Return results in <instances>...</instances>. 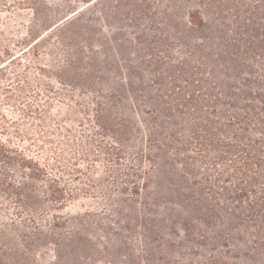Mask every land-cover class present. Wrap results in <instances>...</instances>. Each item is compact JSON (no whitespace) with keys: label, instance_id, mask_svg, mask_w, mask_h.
I'll return each mask as SVG.
<instances>
[{"label":"trees","instance_id":"1","mask_svg":"<svg viewBox=\"0 0 264 264\" xmlns=\"http://www.w3.org/2000/svg\"><path fill=\"white\" fill-rule=\"evenodd\" d=\"M4 1L33 10L27 31L39 36L29 54L55 74L65 98H90L80 105L111 137L102 146L111 186L98 203L122 216L133 211L123 216L125 233L67 228L66 217L49 212L75 193L48 171L49 160L0 139V264H239L238 242L264 254V0H111L107 16L137 30L116 38L117 55L104 64L92 0L56 22L47 0ZM186 7L187 27L176 22L169 36V22ZM41 47L53 55L51 70L41 64ZM27 51L12 56L5 48L6 62L0 55L5 105L39 96L34 81L53 91L18 70L11 71L18 93L4 83ZM143 190L137 214L126 197Z\"/></svg>","mask_w":264,"mask_h":264},{"label":"rangeland","instance_id":"2","mask_svg":"<svg viewBox=\"0 0 264 264\" xmlns=\"http://www.w3.org/2000/svg\"><path fill=\"white\" fill-rule=\"evenodd\" d=\"M110 1L92 0L94 3L89 5V7H95L94 21L91 24L94 25V46L102 64L108 58L112 61L116 57L119 38L123 36L132 38L130 32L137 30L120 23L114 17L107 16L106 10H111L114 5V1ZM47 2L53 7L51 22L62 20L76 10H81L88 3L87 0H47ZM3 3L5 1L0 0V55L6 62V53H3L5 48L10 50L12 56L28 50L27 55L22 54V65L11 66L9 72L11 80L4 81V83L15 85L13 91L18 93L15 89L18 82L11 72L18 70L23 72L25 78L31 82L34 80H40L42 83L49 82L53 86V91H47V86L34 81L33 89L40 93L39 96L34 97L30 93L26 100L15 101L12 105H5L3 101H0V113L5 114L7 118L6 121L0 116V124L8 127L7 135H0L1 141L10 138L12 144L20 146L27 154L32 155L35 152L34 154H37L42 164L49 160L51 167L48 166V171L53 176L61 177L62 185L75 193L72 199L60 205L61 208L51 210L49 218H52V213H60L66 217L67 228L79 230L85 234L101 230L100 228L108 230L112 235L115 232H127L123 226L128 222L124 221L123 216L131 214L133 209H126L122 216L115 211H109L111 209L106 210L109 206L103 208V205L98 203L105 199V196L108 197V195L103 196L102 190L108 191L111 186L109 183V180H112V172L109 170L111 168L110 155L102 147L111 142V137L106 133L103 135L97 132L96 124L92 118H88L83 110L84 107L80 105L81 102H91L90 98L78 95V92L73 97L74 99L65 98V87L57 82L55 74L41 71L29 54V51L33 49H29L30 46L39 36V32H35V35L30 37L27 31L32 25L33 10L21 9L13 5L7 7ZM187 9L188 7L173 22H169V30L166 34L174 35L176 22L183 30L187 27ZM198 34L200 32L196 31L195 35ZM26 38L29 41L28 44H21V41ZM38 52L43 57L41 64L47 65V69L51 70L53 55H49L51 54L49 47H41ZM4 62L0 60V64ZM20 84L25 85L24 80L20 81ZM3 98H6L5 94H0V99ZM30 106L34 110L31 112L32 115H25L24 110H29ZM35 110H39L41 114L35 113ZM64 126L71 130L67 131ZM24 135L29 136L30 139H26ZM145 167L149 169L148 163ZM84 188L91 189L92 193L86 192ZM150 189H154L153 184L150 185ZM144 195L145 190L142 191V196L126 197L129 199L127 206L135 208V213L138 214L140 207L138 201H142ZM172 196L174 195H168L167 198H174ZM117 220L121 222L120 225L114 224ZM129 225L133 226L135 231L143 230L138 229V225L134 222H129ZM233 251L238 255L235 260L239 264H264V254H255L249 245L242 242H238L233 247ZM142 255L140 249H137L135 259L142 261Z\"/></svg>","mask_w":264,"mask_h":264}]
</instances>
